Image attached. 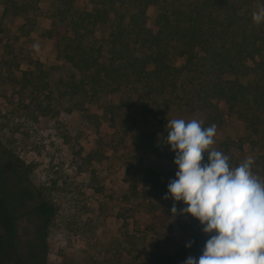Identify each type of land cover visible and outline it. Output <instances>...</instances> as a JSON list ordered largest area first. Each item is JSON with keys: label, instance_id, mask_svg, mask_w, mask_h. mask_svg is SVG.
<instances>
[{"label": "rangeland", "instance_id": "1", "mask_svg": "<svg viewBox=\"0 0 264 264\" xmlns=\"http://www.w3.org/2000/svg\"><path fill=\"white\" fill-rule=\"evenodd\" d=\"M23 3L27 10H19ZM60 4L0 0V264L19 259L29 264H111L108 259L119 241L136 256L151 245L172 250L204 227L191 214L174 217L173 204L178 212L187 205L171 194L164 198L162 185L179 171L175 158L143 150L131 130L112 123L103 108L91 118L73 106L68 94L61 95L73 69L49 54L52 41L40 34L51 26ZM74 5L91 9L93 0H74ZM146 12L155 19L158 7L151 4ZM32 71L41 76L33 82ZM35 83L40 100L50 104L46 113L26 106ZM244 133L243 124L229 116L211 147L225 136L237 140ZM6 149L9 153H2ZM234 154L239 164L248 157L256 160L258 151L244 143ZM260 160L263 165L255 162L253 172L264 178ZM2 198L18 217L14 241ZM42 198L57 205L47 221L30 213Z\"/></svg>", "mask_w": 264, "mask_h": 264}, {"label": "trees", "instance_id": "2", "mask_svg": "<svg viewBox=\"0 0 264 264\" xmlns=\"http://www.w3.org/2000/svg\"><path fill=\"white\" fill-rule=\"evenodd\" d=\"M59 1L51 26L40 34L52 41L49 54L73 69L61 95L68 94L74 107L85 109L91 118L103 108L112 123L131 130L143 150L171 158L176 153L166 137L173 116L202 120L203 127L215 123L217 129L234 116L243 124L244 135L237 140L225 136L215 148L230 157L231 166H238L234 150L249 143L258 151L255 162L263 165L264 23L256 24L252 13L264 0H93L91 9L75 6L74 0ZM151 4L158 7L155 19L146 12ZM28 7L23 3L19 10ZM31 76L32 82L41 77L36 71ZM34 85L26 106L50 111V104L39 98L38 84ZM87 103L92 107H85ZM207 162L205 153L203 163ZM173 179L176 174L162 185L166 195ZM1 201L14 241L18 217L5 198ZM56 210L52 200L42 198L30 213L47 221ZM208 239L202 230L172 250H155L151 245L140 256L124 250L128 247L119 241L108 260L184 264L189 256L202 255ZM128 242L132 247L136 244L132 238ZM190 242H194L191 248ZM15 264L29 263L19 259Z\"/></svg>", "mask_w": 264, "mask_h": 264}, {"label": "clouds", "instance_id": "3", "mask_svg": "<svg viewBox=\"0 0 264 264\" xmlns=\"http://www.w3.org/2000/svg\"><path fill=\"white\" fill-rule=\"evenodd\" d=\"M252 19L264 23V5ZM167 128V143L179 168L168 192L187 205L178 212L173 204V216L191 214L210 234L202 255L189 256L184 264H264V178L254 174L255 160L248 157L231 166L228 155L211 147L217 136L215 123L203 127L202 120L173 119Z\"/></svg>", "mask_w": 264, "mask_h": 264}]
</instances>
